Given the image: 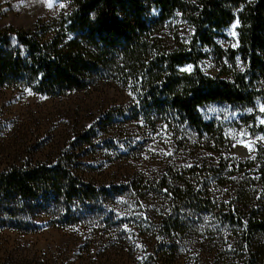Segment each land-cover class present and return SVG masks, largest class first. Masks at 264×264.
Here are the masks:
<instances>
[{
  "label": "trees",
  "instance_id": "obj_1",
  "mask_svg": "<svg viewBox=\"0 0 264 264\" xmlns=\"http://www.w3.org/2000/svg\"><path fill=\"white\" fill-rule=\"evenodd\" d=\"M65 1L67 10L33 29L0 30V86L55 96L85 89L96 80H114L129 91L133 102L105 116L102 124L116 114L149 128L190 129L217 143L222 141V127L203 120L199 107L253 106L264 98V0ZM178 18L192 29L188 39L167 34L177 32ZM235 21L236 47L221 48L216 38ZM207 49L217 62L216 76L198 66ZM187 65L193 68L182 70ZM94 136L89 127L77 140L91 147ZM78 157V151L67 149L54 161L0 169V229L30 233L47 225H76L127 188L97 186L84 179L78 174ZM230 166L234 177L229 199L219 201L209 184L199 186L197 175V187L182 175L160 188H166L181 209L211 211L220 222L236 227L250 253L248 264H264V146L253 159L232 160ZM254 167L255 176L245 175ZM217 177L216 184L225 183ZM170 219L163 220V234L185 228Z\"/></svg>",
  "mask_w": 264,
  "mask_h": 264
},
{
  "label": "rangeland",
  "instance_id": "obj_2",
  "mask_svg": "<svg viewBox=\"0 0 264 264\" xmlns=\"http://www.w3.org/2000/svg\"><path fill=\"white\" fill-rule=\"evenodd\" d=\"M67 9L65 0H0V30L33 29ZM176 23L177 32L167 31L169 38L176 33L188 39L191 27L180 18ZM236 27L237 23H231L216 38L221 48L236 47ZM216 63L212 50L207 49L198 66L216 76ZM192 68L187 65L182 70ZM132 102L129 91L114 80H96L85 89L55 96L21 86H0V169L54 161L68 149L79 152L78 174L84 179L97 186H127L122 194L107 199V206H96L87 213L79 224L47 225L30 233L0 229V264L250 262L236 227L220 222L211 211L181 209L179 201L160 186L184 175L197 187L193 177L197 175L199 186L207 183L219 201L229 199L232 160L253 159L257 148L264 146V129L255 131L264 125V98L253 106L207 103L198 108L203 120L222 127L221 143L190 129L149 128L116 114L102 124L105 116ZM89 127L95 132L91 147L77 140ZM223 166L227 167L212 173ZM256 170L246 169L245 175L255 176ZM219 175L224 184L213 181ZM166 217L178 219L185 228L163 234Z\"/></svg>",
  "mask_w": 264,
  "mask_h": 264
},
{
  "label": "snow or ice",
  "instance_id": "obj_3",
  "mask_svg": "<svg viewBox=\"0 0 264 264\" xmlns=\"http://www.w3.org/2000/svg\"><path fill=\"white\" fill-rule=\"evenodd\" d=\"M49 6H51V3L49 4ZM235 33H233V35H234ZM185 70H187V69H185ZM261 111L262 112H264V108H261ZM261 123H264V120H261Z\"/></svg>",
  "mask_w": 264,
  "mask_h": 264
},
{
  "label": "water",
  "instance_id": "obj_4",
  "mask_svg": "<svg viewBox=\"0 0 264 264\" xmlns=\"http://www.w3.org/2000/svg\"><path fill=\"white\" fill-rule=\"evenodd\" d=\"M235 23H237V21H235Z\"/></svg>",
  "mask_w": 264,
  "mask_h": 264
}]
</instances>
